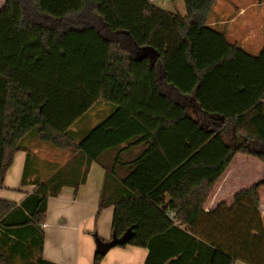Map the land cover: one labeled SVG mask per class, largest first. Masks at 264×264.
Wrapping results in <instances>:
<instances>
[{
    "label": "trees",
    "instance_id": "16d2710c",
    "mask_svg": "<svg viewBox=\"0 0 264 264\" xmlns=\"http://www.w3.org/2000/svg\"><path fill=\"white\" fill-rule=\"evenodd\" d=\"M215 2L183 0L179 14L149 0H2L0 188L35 130L42 143L103 165L98 213L112 206V247L146 248L143 264H264V176L230 205L203 208L236 154L264 163V45L252 55L209 27ZM97 101L113 110L70 139ZM70 162L20 202L0 199V264H56L41 257V225L48 197L85 180ZM118 165L128 172L108 187ZM102 257L95 251L92 264Z\"/></svg>",
    "mask_w": 264,
    "mask_h": 264
},
{
    "label": "crops",
    "instance_id": "0c3cea01",
    "mask_svg": "<svg viewBox=\"0 0 264 264\" xmlns=\"http://www.w3.org/2000/svg\"><path fill=\"white\" fill-rule=\"evenodd\" d=\"M258 1L261 6H264V0ZM222 3L219 6V0H216L215 5L208 14L207 24L215 30L219 29L218 31H222L226 35L227 25L230 26L234 21V17H231L228 21L219 20L220 15L215 12L219 7L220 9L225 7ZM239 9L237 16L243 18L246 10L243 7ZM224 24H226L225 29ZM262 35H264V30H262ZM262 40H264V37L260 38L256 44L246 45V48L253 49L256 52L262 46ZM101 108V110H106L108 113L113 110V106H111L112 109L105 105ZM108 115H105V117ZM73 125L69 128V131ZM72 130L74 133L75 129ZM27 140L28 138L23 140V149L14 154L13 162L4 177L3 187L0 188V199L18 203L34 189L35 180H42L51 176L50 167H47L48 165L44 162L49 161L48 157H52L56 153L34 142L31 144L24 143ZM143 148L142 143L132 144L128 150L120 153L121 163L131 161L140 154ZM47 150L50 151L52 156L45 154ZM114 155L115 151L109 150L105 160L111 163ZM71 159L72 161H79L81 169L86 170L85 180L76 189L72 186H63L57 195L48 197L45 218L41 225L44 232L41 257L56 264H92L96 238L108 242L111 237L112 206L106 207L98 213L99 196L105 184V169L100 162L91 161L86 164L85 158L69 151H66L64 160L58 163L64 165ZM248 165L257 168L250 177L246 169ZM116 171L114 177L111 176L109 180L106 179L107 183L111 182L109 185L106 184L108 187L118 185V177L128 172L127 167L122 165H118ZM24 172L26 179L25 183H22L21 178ZM262 176H264V163L251 156L236 154L221 177L215 182L203 205L204 211L216 208L221 202L230 205L237 191L249 187ZM259 199V213L262 223H264V186L259 188ZM147 253L148 250L144 247L115 246L103 255L99 264H143ZM233 264L247 263L237 260Z\"/></svg>",
    "mask_w": 264,
    "mask_h": 264
},
{
    "label": "rangeland",
    "instance_id": "374dc122",
    "mask_svg": "<svg viewBox=\"0 0 264 264\" xmlns=\"http://www.w3.org/2000/svg\"><path fill=\"white\" fill-rule=\"evenodd\" d=\"M152 4L166 10L169 12L184 14L185 13V7L183 0H149ZM221 0H219V6L224 5L225 7H215L218 8L215 13L219 14V20L228 21L231 17H234V21L230 24L228 27L227 25V34L226 38L227 41L230 43L236 42V44L246 52L256 55L261 47L255 52L253 49L249 50L246 48V45L256 44L259 42V39L264 37L262 35V30H264V6H261L258 0H223L221 3ZM0 3H2V0H0ZM218 4V3H217ZM243 7L246 10L245 16L243 18L238 17L239 8ZM226 24L223 25L225 29ZM262 27V30H261ZM229 29V31H228ZM219 30V29H218ZM261 45H264V40H262ZM103 104L106 107L108 106L111 108L112 105L105 103L103 101L96 102V104L87 111V113L83 114L73 125L72 129H75V132L73 133V130L71 129L68 133V137L72 140H79L86 135V133L92 129L97 123H99L105 115H108V111L101 110ZM112 109V108H111ZM35 130L31 132L29 135H27L25 139L28 138L27 144L35 143L40 144L39 146H42L44 148H47L48 150H52L56 155H53L50 153V151H46L45 154L48 157L49 161H45L44 163L48 165L47 167H50L51 175L55 174L58 170V173L65 174L64 165H60L58 162L64 160V157L66 156V151H59L55 147L49 144L42 143L37 136L34 135ZM31 147V145H29ZM30 149V148H29ZM65 162V161H64ZM73 162V170L76 168V161ZM70 162L69 164H71ZM249 177L255 173L257 168L251 167V165H248L246 168ZM45 171V169H43ZM43 171V172H44ZM61 173V174H62ZM73 175V174H71ZM260 178V177H259ZM44 180L46 178H43ZM42 179V180H43ZM258 179V178H257ZM262 220V219H261Z\"/></svg>",
    "mask_w": 264,
    "mask_h": 264
},
{
    "label": "water",
    "instance_id": "95a60500",
    "mask_svg": "<svg viewBox=\"0 0 264 264\" xmlns=\"http://www.w3.org/2000/svg\"><path fill=\"white\" fill-rule=\"evenodd\" d=\"M114 244H115L114 241H108V242L96 241L95 251L104 255Z\"/></svg>",
    "mask_w": 264,
    "mask_h": 264
}]
</instances>
